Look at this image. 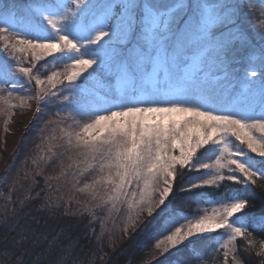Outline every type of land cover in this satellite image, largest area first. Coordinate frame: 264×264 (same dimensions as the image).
Segmentation results:
<instances>
[{
  "label": "snow or ice",
  "instance_id": "snow-or-ice-1",
  "mask_svg": "<svg viewBox=\"0 0 264 264\" xmlns=\"http://www.w3.org/2000/svg\"><path fill=\"white\" fill-rule=\"evenodd\" d=\"M42 60L70 63L41 79L34 73ZM22 78L39 88L38 101L65 102L60 106L72 122L61 139L78 166L90 170L80 191L113 209L123 205L125 230L144 216L141 227L156 238L139 264L182 247L184 264H201L204 234L219 230L227 239L213 252H222V264H246L241 251L264 264V170L246 160L264 158V19L250 0L0 3L5 103ZM222 84L228 88L214 96ZM257 87L259 103L249 104ZM198 153H208L211 163L194 161ZM191 169L212 174L177 184ZM221 182L254 186L260 198L221 194L210 214L180 215L172 199L177 193ZM192 204L185 201L183 208ZM181 219L185 223L173 230Z\"/></svg>",
  "mask_w": 264,
  "mask_h": 264
},
{
  "label": "trees",
  "instance_id": "trees-1",
  "mask_svg": "<svg viewBox=\"0 0 264 264\" xmlns=\"http://www.w3.org/2000/svg\"><path fill=\"white\" fill-rule=\"evenodd\" d=\"M13 1L2 0L1 3L8 4ZM22 1L25 3V0ZM250 3L256 16L259 19H264V0H250ZM68 63L70 61L64 60L58 63L49 60L45 65L43 60L36 61L35 64L40 71L34 75H40L42 79L44 75H47L51 66L63 71ZM16 83L19 91L14 93V98L8 99L6 103L7 92L0 93L1 165L7 150V124L12 113L19 107H32L28 96L32 92L39 91V88L29 83L26 78H22ZM227 88V84L215 86L214 96L221 97V93L225 92ZM67 94L65 92V95ZM20 96L25 98L23 102L19 99ZM62 103L65 102L48 96H44L39 101L37 99L31 123L24 129L23 136L17 140L12 154L10 153L9 158L0 166V176L5 177L3 183L2 180L0 181V209H2L0 264H139L140 258L153 246L155 234L152 230L141 227L143 219L139 220V223L137 221L136 227L125 237L117 235L115 238L113 235H109L104 240L99 236V232L104 226L100 216L107 207L105 204L108 203L101 204L93 200L88 192L80 191L85 183L90 182L91 177L84 179L90 170L85 165L78 166L74 154L67 148L66 140L62 141L61 139L64 135L63 130L72 122L68 112L60 106ZM248 103H259L258 87L253 91ZM59 114H62L60 118L63 117L67 120V124L56 123L58 119L60 120ZM76 119L78 120L79 117ZM232 150L235 151V148L233 147ZM215 154V152L211 154L213 160ZM209 158L208 153H198L194 161L211 163ZM246 160L257 169L264 170V158L255 157V154H252ZM20 164L24 169L29 170L32 176L33 191L38 189L43 191L48 187H53L55 193L66 198L72 197L80 205L84 204L88 209L90 208L91 213L84 212L77 216L65 209L64 202L58 205L55 203L45 205L40 197L43 193L28 198L21 206L17 205L16 201L8 204L3 198L5 187L13 178L11 177L12 170ZM207 172L209 175L212 174L205 169L187 170L176 183H195L197 178H203ZM231 183L221 182V185L216 186L218 188L204 186L200 189H191L188 193H177L172 199L177 208H182L183 213L180 215L183 217L192 216L195 213L210 214L214 208L219 207L212 200L221 194L228 199L233 196H250L257 200L260 198L259 190L254 186L232 185ZM185 201H190L193 204L183 208ZM197 201L200 203H196ZM124 211H120L118 220H121V217L125 218L123 213L126 212ZM233 222L237 226L241 224V221L235 218H233ZM182 223H185L183 219L173 225V230L174 227L180 226ZM242 226L254 227L248 223ZM219 232L221 233L219 235L204 234L207 239L200 245L203 256L201 264H222V252L219 254L213 252V248H218L219 244L227 239V236L223 235V230H219ZM256 238L259 239L258 233ZM100 239L102 243H100ZM242 244L243 242H240L237 246L241 247ZM240 255L243 256L246 264H257L255 256L248 255L243 251L240 252ZM187 259L182 247L180 250H173L160 257L154 264H184ZM192 264H197V262L193 261Z\"/></svg>",
  "mask_w": 264,
  "mask_h": 264
},
{
  "label": "rangeland",
  "instance_id": "rangeland-1",
  "mask_svg": "<svg viewBox=\"0 0 264 264\" xmlns=\"http://www.w3.org/2000/svg\"><path fill=\"white\" fill-rule=\"evenodd\" d=\"M1 1L2 0H0V3ZM67 2L71 3V0H67ZM8 4L23 5L24 3L22 0H14L13 2H10ZM49 34L51 35L52 33L49 32ZM48 71L49 72L47 73V75H50L52 71L62 72L59 68H54V66L53 67L51 66ZM47 75H44L42 79H45ZM38 92H32L28 96V101L29 103L33 105L32 107L30 108L29 107H19L18 109H16L14 113H12V116L10 117V120L8 121V124H7L8 125V141H7L8 144L6 145L7 150H6L5 158H4V161L2 162V165L9 158V155L12 154L13 149H15L17 140L23 136L22 133L24 132V129H26V127L32 121V118L35 112L34 105H36L35 102L37 101L36 97H37ZM60 116H62V114L58 115L59 118ZM2 165L0 162V166ZM12 172H13V175H11V177L13 178L11 179L10 182L7 183V186L5 187L6 190H5L4 197H3L6 199L8 204H10L12 201H16L17 205L21 206L23 202L28 200V198L30 197L33 198L43 193L40 197L44 201L43 204L45 205L46 204L50 205L54 203L58 205L64 202L65 209L71 211V213L77 216L81 215L84 212L91 213L90 208L88 209L84 204L80 205V203L73 200L72 197L70 198L68 196L70 198L69 199V198H66L64 196H61L55 193V190L53 187H48L43 191L41 189L33 191L32 188L34 187V185L32 183V176L30 175L29 170H26L23 168L22 164L17 166V168L13 169ZM0 178H1L0 181L2 180L1 182L3 183L4 182L3 180L5 177L0 176ZM105 205L107 207L105 206L106 208L104 209V211H102L103 214H101L100 216L101 222L104 224V226L103 228H101L99 232V236L104 240L109 235H113L115 238L117 237V235L118 236L122 235L121 237L127 236V234H129L133 230V228L136 227L137 223L133 227L125 230V225L127 223V217H128V212L126 209H124L125 210L124 212L126 213H123L125 215V218L122 219L121 217V220L120 219H119L120 221L118 220L119 215H120L119 214L120 209L124 208V206L117 204L115 209H113V205L111 203H108ZM1 210L2 209H0V219L2 217ZM140 218H141L140 220H143L144 216L142 215ZM100 243H102V240L100 241Z\"/></svg>",
  "mask_w": 264,
  "mask_h": 264
}]
</instances>
